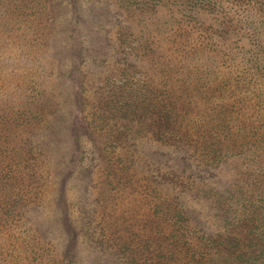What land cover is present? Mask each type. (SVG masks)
<instances>
[{"label":"trees","instance_id":"obj_1","mask_svg":"<svg viewBox=\"0 0 264 264\" xmlns=\"http://www.w3.org/2000/svg\"><path fill=\"white\" fill-rule=\"evenodd\" d=\"M141 118L174 153L141 151L118 127ZM96 136L109 139L103 149L88 144ZM99 155L113 179L95 205ZM232 156L262 188L204 185L208 165ZM162 163L138 188L137 174ZM37 166L43 175L27 171ZM184 172L222 229L167 193L162 177ZM40 177L54 194L34 225ZM123 191L160 217L142 241L136 222L107 224ZM101 206L109 235L99 238ZM46 237L62 264H125L119 252L142 264L151 237L180 264H264V0H0V264H55Z\"/></svg>","mask_w":264,"mask_h":264},{"label":"rangeland","instance_id":"obj_2","mask_svg":"<svg viewBox=\"0 0 264 264\" xmlns=\"http://www.w3.org/2000/svg\"><path fill=\"white\" fill-rule=\"evenodd\" d=\"M203 18L207 22L211 20L209 16H207L206 14H203ZM142 64L145 65L144 63ZM144 68L147 69L148 65H145ZM93 106L94 105H92L90 102L87 108L91 109ZM125 125L129 127L126 128ZM118 127L124 130H128V132L132 134L129 140H133L134 138H136V140L140 142L139 145H141L140 146L141 151H145V152L147 151L150 155H152V152L155 150H159V151L168 150V151H171L172 153L175 152V151H172L173 146L171 144L168 145V144L162 143L160 141L158 142L157 140H155L152 134L153 131L151 130L153 129L154 126L150 124V120L148 118H141L133 122L127 121L124 124H120ZM108 141L109 139L106 137L96 136L93 139V141L88 142V144H91L92 147L94 146L93 148L95 149H99V148L103 149L105 147V144ZM174 150H175V147H174ZM190 150H192V147H190ZM98 152L99 151L96 150V153ZM181 153L182 152L180 151L178 155ZM97 157L101 161L99 160L100 166L95 167L96 177L93 180V182L96 183V185L93 187L94 197L92 198V199L95 198V205L96 204L98 205L97 201H99L97 200V196H98L97 190L99 189V183L102 180L111 181L113 179V176L108 174V171L106 170V166H105L102 156L99 155ZM198 158H201L202 160L197 159V161L203 164L202 156L198 155ZM214 164L215 165H211V164L210 166L208 165L209 170L205 172L206 176H205V179H203L205 186H220V187L230 186L232 188L243 187L251 191L256 190L259 185L261 186V188L263 186L259 178H257L252 173L247 172L244 169L242 161L238 157L232 156V157L227 158L225 162L220 161L218 164L216 163ZM163 166H164V163L160 164L159 166L155 168H151V170L147 172L138 173L136 176L137 182H138V188L142 189L143 186H140V184H144L146 182L145 178L142 179L143 176L149 175L151 179L153 178L159 179L161 176V170L163 171ZM173 166H176V165H173ZM173 166L169 167V171H170V168H172ZM164 168H167V167H164ZM35 170L37 171V173ZM27 171L31 173L35 172V176L37 174L40 175L42 173L43 175L45 173L44 169L43 168L40 169L38 166L35 167V169L28 168ZM188 174H189L188 172H184L183 174H181V177L175 176L178 178V180H176L175 178L169 179L168 177H165V176L164 178L162 177V179L166 183L165 186H166L167 193L173 196L175 195L178 196V198L180 199L179 201L182 203L184 202L185 206L192 208L194 212L198 214V217L206 218V221H205L206 225L212 227L213 229L214 228L222 229L223 228L222 221L224 218L222 217L223 215L221 214V211L218 210L217 207L215 206L213 207L214 205L213 199H207L203 196L195 195V193L197 192L195 188H193L191 190L192 192H190L185 186L187 185L185 183H187L188 181H191V180L197 181L199 178L196 175L189 176ZM182 178H185L184 183L182 181ZM37 182H39L40 185L34 190L41 188V193L39 197L37 198V203H38V206L41 212L37 216L34 217L33 221L30 222V224H34V225L39 223V221L42 218V214L46 213L48 209L50 208L51 206L50 200H51L52 195L54 194V188L48 184V180H45L44 177H40V179H38ZM146 189H147V186H146ZM32 193H33L32 191H29L28 195L31 196ZM124 194L125 192L123 191L122 193H119L115 196V199H117L118 196L123 197L122 199L118 197V200H117V204L119 207L118 209L115 204V201H112V204L115 205V209L111 210L110 218L106 219L107 224L116 223L118 218L122 223H126V222L129 223L131 221L136 222L137 227L133 226V229L134 231H136V228H137L138 234L132 235V237L136 238L137 240L142 241L141 238L149 237V235L151 236V234H153L155 230L160 228V222L157 224V222L160 221V217L157 214H155L154 210L150 209V212H145L144 209H142L143 206H142L141 201L133 200L131 198V195H130V198L132 199V201L128 200V198H126ZM69 195H70L69 197H72V196L74 197V194L72 192H69ZM137 195L140 196L139 193ZM153 202L154 201H152L150 204H153ZM135 204L137 205L132 207ZM26 208H28V206H26ZM74 210H76V208H74ZM101 210H103L102 206L100 207V210L98 209L96 213V220H95L96 226H94L97 236L99 238L104 237L105 235H109L108 232H106L105 230L101 228V225L104 220H102L100 224H97L102 219L103 212ZM108 211H110V209ZM144 215L146 217H144ZM38 219L39 221H37ZM145 220L150 222V225L149 226L145 225V227H141L142 224L145 222ZM166 225H167V222H164L165 227ZM49 238L50 237H46L42 239L44 247H45L44 256L47 258L46 261H56L57 264H62L61 261L58 262V259L59 258L61 259L60 256L63 257L65 255L64 251H62L59 245L55 242V238L54 239H49ZM152 240L153 242H151V245L149 246L150 247L149 251H146L143 246L140 247V254H141L140 262H142V264H180V260H177L175 258V255L172 249H168L165 247L163 252L165 251L166 254L158 255L159 253H157L158 249H156L157 248L156 245L159 243V240L151 237V241ZM44 249H43V252H44ZM46 253H49L50 256L48 257ZM119 257L121 260L127 263L130 260L131 255H129L128 253L119 252ZM24 264H26V262H24ZM30 264H35V263L31 262Z\"/></svg>","mask_w":264,"mask_h":264}]
</instances>
